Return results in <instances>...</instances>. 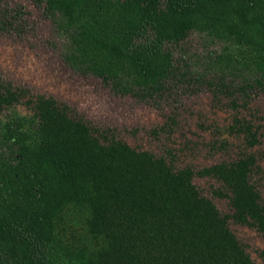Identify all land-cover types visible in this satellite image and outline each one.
Instances as JSON below:
<instances>
[{"label": "trees", "instance_id": "trees-1", "mask_svg": "<svg viewBox=\"0 0 264 264\" xmlns=\"http://www.w3.org/2000/svg\"><path fill=\"white\" fill-rule=\"evenodd\" d=\"M28 1L48 36L0 0V37L163 112L167 142L0 71V264H258L232 225L264 236V0Z\"/></svg>", "mask_w": 264, "mask_h": 264}, {"label": "rangeland", "instance_id": "rangeland-1", "mask_svg": "<svg viewBox=\"0 0 264 264\" xmlns=\"http://www.w3.org/2000/svg\"><path fill=\"white\" fill-rule=\"evenodd\" d=\"M17 1L27 6L39 21L41 35L48 36L47 23L40 18V13L30 6L28 0ZM0 71L7 79L27 83L40 92L74 105L94 122L125 130V139L132 145L157 149L163 142H167L166 138L156 140L149 133L151 128L163 122V112L132 98L115 96L97 79L72 72L60 62L57 53L49 48L32 47L20 40L0 37ZM261 105L264 108V99ZM188 159L194 163H208L212 157L197 154ZM196 182L204 192L209 190L212 183L202 178H196ZM213 200L221 210H226L224 199ZM232 228L252 258L258 264H263L261 253L264 251V236L250 226L234 224Z\"/></svg>", "mask_w": 264, "mask_h": 264}]
</instances>
